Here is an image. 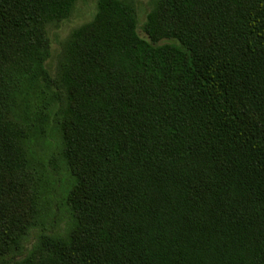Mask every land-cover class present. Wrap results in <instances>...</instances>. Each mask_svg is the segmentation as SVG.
<instances>
[{
	"label": "trees",
	"instance_id": "obj_1",
	"mask_svg": "<svg viewBox=\"0 0 264 264\" xmlns=\"http://www.w3.org/2000/svg\"><path fill=\"white\" fill-rule=\"evenodd\" d=\"M75 1L0 0V264H264V0H155L145 37L134 0H97L53 74ZM49 109L72 222L17 259Z\"/></svg>",
	"mask_w": 264,
	"mask_h": 264
},
{
	"label": "rangeland",
	"instance_id": "obj_2",
	"mask_svg": "<svg viewBox=\"0 0 264 264\" xmlns=\"http://www.w3.org/2000/svg\"><path fill=\"white\" fill-rule=\"evenodd\" d=\"M96 2L97 0H76L67 18L48 26L51 42V54L48 63L53 74L66 39L78 26L93 17ZM154 2L155 0H134L138 14L137 31L141 36L145 37L142 25L147 12L153 8ZM30 98L33 110L44 106L45 98L43 99L34 93L31 94ZM46 111L49 112L50 120L48 131L46 129V136L39 135L37 138L31 130L27 139V156L30 157L29 167L36 187L37 214L34 224L23 237L22 244L25 248L23 254L17 259L28 254L36 245L38 236L42 231L65 234L72 222L65 204V195L72 184V178L60 159L59 134L52 121V111L50 109ZM51 126H54L53 129L50 128Z\"/></svg>",
	"mask_w": 264,
	"mask_h": 264
}]
</instances>
